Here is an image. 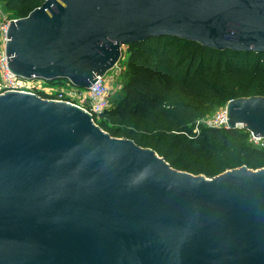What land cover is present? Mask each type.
I'll list each match as a JSON object with an SVG mask.
<instances>
[{
    "label": "water",
    "instance_id": "1",
    "mask_svg": "<svg viewBox=\"0 0 264 264\" xmlns=\"http://www.w3.org/2000/svg\"><path fill=\"white\" fill-rule=\"evenodd\" d=\"M7 37L16 76L89 89L151 38L264 53V0H44ZM227 113L264 138V97ZM0 264H264V168L194 175L79 106L0 94Z\"/></svg>",
    "mask_w": 264,
    "mask_h": 264
},
{
    "label": "trees",
    "instance_id": "2",
    "mask_svg": "<svg viewBox=\"0 0 264 264\" xmlns=\"http://www.w3.org/2000/svg\"><path fill=\"white\" fill-rule=\"evenodd\" d=\"M43 2L2 3L12 12L9 19H20ZM127 48L121 91L112 107L96 117L97 125L194 175L213 178L242 166L264 168V146L251 144L247 130L202 125L196 132L197 121L214 108L239 98L264 97V53L214 50L174 37Z\"/></svg>",
    "mask_w": 264,
    "mask_h": 264
},
{
    "label": "built area",
    "instance_id": "3",
    "mask_svg": "<svg viewBox=\"0 0 264 264\" xmlns=\"http://www.w3.org/2000/svg\"><path fill=\"white\" fill-rule=\"evenodd\" d=\"M3 17L0 9V94L6 92H25L38 95L44 99L58 102H67L79 106L90 115L96 123V117L100 116L105 110L111 108L112 89H121V78L125 71L123 63L120 61L112 70L113 75L108 73L100 77L89 89H79L73 86L69 81L64 80L61 83L52 84L44 79L33 77L24 79L16 76L9 68L6 45L8 42L7 32L10 21ZM118 82L113 88V84ZM57 85V86H55ZM227 105L220 108L212 117L209 115L196 123V132L200 131V126L205 125L209 128L228 129ZM97 124V123H96ZM244 129L243 127H239ZM249 141L255 146H264V138L255 136L250 132Z\"/></svg>",
    "mask_w": 264,
    "mask_h": 264
},
{
    "label": "rangeland",
    "instance_id": "4",
    "mask_svg": "<svg viewBox=\"0 0 264 264\" xmlns=\"http://www.w3.org/2000/svg\"><path fill=\"white\" fill-rule=\"evenodd\" d=\"M2 2H3V1L0 2V9H1L2 13H3V17L5 16V17L9 18L10 15L12 14V12H8V11L6 10L5 4H3ZM127 49H128L127 46H123V47H122V54H123V52H125ZM120 61H121V60H120ZM121 62L123 63V64H122L123 67H125L126 58H123ZM108 75H109V76L113 75V71H109V72H108ZM117 84H118V82H115V83L113 84V88H114V86H116ZM119 84H121V82H120ZM55 86H57V85H55ZM120 91H121V89H119V90H116L115 88L112 89V95H111V107H112V104H113V102L115 101V99L118 97ZM219 109H220V108H214V109L212 110V112L209 114V116L212 117V116H213V115H214ZM238 129H241V128H238Z\"/></svg>",
    "mask_w": 264,
    "mask_h": 264
}]
</instances>
